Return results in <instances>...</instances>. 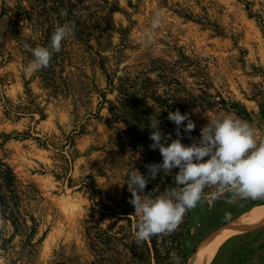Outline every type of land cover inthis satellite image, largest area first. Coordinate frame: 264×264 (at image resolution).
Instances as JSON below:
<instances>
[{
  "label": "rangeland",
  "instance_id": "obj_1",
  "mask_svg": "<svg viewBox=\"0 0 264 264\" xmlns=\"http://www.w3.org/2000/svg\"><path fill=\"white\" fill-rule=\"evenodd\" d=\"M0 8V160L17 178L15 198L0 202V264H190L220 231L264 214V197L205 198L175 231L157 234V263L151 240L136 241L127 184L132 171L147 175L145 165L162 162L150 119L177 138L167 119L171 75L213 103L177 108L196 125L190 136L181 128L184 144L225 114L264 139V0H0ZM157 13L162 23L149 39ZM65 23L74 28L51 56L52 81L41 68L27 71L30 48L49 46ZM124 78H148L149 96H160L134 126L111 112L119 92L110 81ZM177 171L148 177L145 193L172 186ZM255 219L208 264H264V218Z\"/></svg>",
  "mask_w": 264,
  "mask_h": 264
},
{
  "label": "clouds",
  "instance_id": "obj_2",
  "mask_svg": "<svg viewBox=\"0 0 264 264\" xmlns=\"http://www.w3.org/2000/svg\"><path fill=\"white\" fill-rule=\"evenodd\" d=\"M161 23L162 17L157 13L151 21L149 39ZM73 28L71 23L58 25L49 46L30 48L34 59L27 71L48 66L53 52L60 51L62 41L73 32ZM167 119L177 126L176 139L161 130L158 118L150 119L149 124L153 129L150 147L160 151L162 162L145 165L149 170L147 175L136 169L127 178L132 193L129 202L139 217V222L134 225L137 242L175 231L185 213L195 208L202 198L216 200L225 193L253 199L264 197V139L257 137L251 123L234 114L210 117V122L200 129L199 139L184 144L181 128L183 134L190 136L196 127L190 114H182L177 109L169 111ZM173 169L178 171L172 186L155 196L145 193L148 177L155 180L158 172L171 173ZM208 187L214 190L205 192ZM230 215L225 213L226 218ZM175 259L179 264V257Z\"/></svg>",
  "mask_w": 264,
  "mask_h": 264
},
{
  "label": "trees",
  "instance_id": "obj_3",
  "mask_svg": "<svg viewBox=\"0 0 264 264\" xmlns=\"http://www.w3.org/2000/svg\"><path fill=\"white\" fill-rule=\"evenodd\" d=\"M56 1L61 2V0ZM43 2H45V0H43ZM81 25L84 26V30L87 29L86 22L83 21ZM51 62H53V59H50L48 66L41 67L39 70L41 73L45 74L44 79L49 81H52L49 76L55 74V71L53 70L54 67L51 66ZM120 82L121 83L116 86L112 83V80L110 81V85L112 86L110 88V92H113L115 89L119 92L116 101L111 103V112L116 120L119 119L124 121L128 126H134L132 124L142 120V115L145 109L148 107H150V109H155L154 105L149 106L148 101L152 99V101L156 104L157 101L160 100V96H149L150 89L149 86H147V83L149 82L148 78H144L142 81L124 78L121 79ZM180 86L181 83L171 75V111H175L177 108H183L185 106L197 104L200 101H203L201 98H197L195 95L191 94L189 91H187V89L179 88ZM181 92H183L182 95L180 94ZM203 102L206 103L208 101ZM212 104L213 103L208 102L206 106H212ZM15 187L17 188V178L13 169L7 163L0 160V202L5 198H8V196H6L7 194L5 193H9L11 199H14ZM204 199L205 198H202L201 201ZM11 217L13 218L14 224V213H11ZM150 240L154 249V257L156 262L160 263V248L164 246V241L160 235L152 236Z\"/></svg>",
  "mask_w": 264,
  "mask_h": 264
},
{
  "label": "bare ground",
  "instance_id": "obj_4",
  "mask_svg": "<svg viewBox=\"0 0 264 264\" xmlns=\"http://www.w3.org/2000/svg\"><path fill=\"white\" fill-rule=\"evenodd\" d=\"M255 218H264V214L251 215L244 218L240 223L230 225L220 231L218 234H214L210 240L206 241L205 244H202L199 254L195 259L192 260L190 264H208L211 256L215 253L217 246L226 238L240 232H244L248 230L255 223H251L250 221H254ZM256 220V219H255ZM240 221V220H239Z\"/></svg>",
  "mask_w": 264,
  "mask_h": 264
}]
</instances>
